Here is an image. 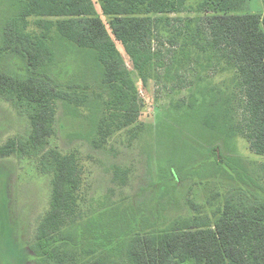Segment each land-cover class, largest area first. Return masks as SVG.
Masks as SVG:
<instances>
[{"label":"trees","instance_id":"16d2710c","mask_svg":"<svg viewBox=\"0 0 264 264\" xmlns=\"http://www.w3.org/2000/svg\"><path fill=\"white\" fill-rule=\"evenodd\" d=\"M185 3L0 0V97L22 111L30 128L27 136L9 139L0 147V160L13 155L40 158L42 173L51 176L49 208L36 229L39 258L56 264L67 259L73 264H264V202L234 199H228L213 218L196 216L172 220L162 228L141 227L128 240L126 259L116 260L112 257L116 251L99 246L81 259L61 249L68 245L63 230L82 216L84 172L75 152L50 147L51 140L61 108L79 118L82 113L71 108L92 102L81 92L90 89L88 82L80 91L79 85L73 87L75 74L71 78L59 73L67 48L76 54L72 60L82 79L91 75L85 74L87 70L93 71L89 60L101 74L106 95L92 100L104 103L97 105L94 115L84 117L91 122L96 149H105L121 133H129L132 140L140 137L135 74L147 86L163 68L167 78L194 74L197 91L187 105L173 102L156 134L150 133L157 136L154 147L164 156L153 164L161 170L160 182L182 183L193 177L194 166L184 161L194 154L203 155L202 166L210 168L199 178L225 175L227 169L236 173L233 163L238 160L226 155L222 146L236 136L243 137L254 154L264 156V11L246 12V0H201L197 16H180ZM165 46L166 56L161 50ZM16 59L23 62L21 70L14 65ZM196 134L208 137V146L190 138ZM176 139L182 141L180 147ZM187 140L196 147H184Z\"/></svg>","mask_w":264,"mask_h":264},{"label":"rangeland","instance_id":"374dc122","mask_svg":"<svg viewBox=\"0 0 264 264\" xmlns=\"http://www.w3.org/2000/svg\"><path fill=\"white\" fill-rule=\"evenodd\" d=\"M200 3L201 0H186L180 16H197ZM246 6V12L260 14L264 11L262 0H246ZM5 16H8L7 12L2 19L5 20ZM155 47L160 48V45ZM168 49L167 46L161 47L165 56ZM67 51L73 52L70 48ZM69 52L64 53V61L59 63V73L71 78L75 74L73 87L79 85V90L88 82L90 89L80 91L82 95L90 96L92 102L86 107L71 108L82 113L78 114L79 118L72 116L69 109L61 108L57 133L51 140L50 147H57L65 153L75 152L84 172L80 191L82 216L73 226L63 230V238L68 243L61 248L64 253L81 259L99 246L106 251H116L112 252L116 260H120L119 257L126 259L128 240L141 227L154 224L162 228L172 220L196 216L213 218L228 199L246 204L264 202V156L254 154L241 136L230 139L228 146L222 143L224 153L238 160L237 164L233 163L236 173L227 169L234 178L228 173L199 178L204 170L210 172V168L208 164L202 166L203 155L194 154L184 161L188 164L186 166L189 163L194 166L191 168L193 177L182 183H174L172 179L160 182L161 170L156 163L153 164L159 163V158L164 156L158 153V147H154L157 136L150 133L156 134L160 118L173 102L178 106L189 104V99L197 91L194 74L182 72L167 78L161 68L158 78L149 80L144 86L134 73L139 87L142 133L137 140H132L129 133L118 134L110 139L105 149H96L92 142L91 122L85 118L91 113L94 115L97 105L104 103L102 99L92 100L105 93L101 89V74L89 60L92 66L88 68L93 71L87 70L85 74L91 75L82 79L72 60L76 54ZM125 60L128 68L133 69L127 56ZM14 65L17 70L23 68L19 59ZM216 77L220 83L221 78ZM29 130L28 119L22 111L13 102L0 97V147L9 139L27 136ZM190 138L208 146L206 136L196 134ZM194 141L187 140L183 146L196 147ZM180 142L176 139V146L180 147ZM151 156L155 157L153 162ZM40 163V158L15 155L0 160V264H56L35 255L38 251L36 229L51 198V176L42 173ZM60 264L73 262L67 259Z\"/></svg>","mask_w":264,"mask_h":264}]
</instances>
